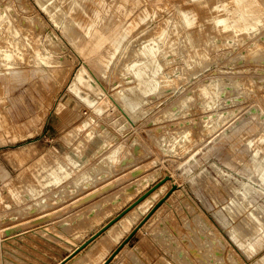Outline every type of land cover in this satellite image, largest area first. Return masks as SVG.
Instances as JSON below:
<instances>
[{
  "label": "rangeland",
  "instance_id": "rangeland-1",
  "mask_svg": "<svg viewBox=\"0 0 264 264\" xmlns=\"http://www.w3.org/2000/svg\"><path fill=\"white\" fill-rule=\"evenodd\" d=\"M36 1L38 0H0V12L10 15L12 23L15 26L17 25V27L21 28L22 35L20 40L22 42L26 41L23 35L31 34L30 36H27L28 40H32V38H35L38 40V42H41L48 47L53 44L52 46L56 48L55 51L58 54H56V57H60L61 59H63L61 60L63 64L60 72L58 71L52 74L49 71L43 70L42 72H40V74H35V71L37 70L32 65L33 63L30 57L32 54L31 48H27L28 54H25V61H22V65L19 64L18 68L16 69L27 70V76H24L23 78L19 76L13 79L5 74V70H0V99L5 98L4 100L6 101V104H1L3 105V124L1 128L2 130L0 129V264H57V262H59L62 258L66 257L70 253L72 254L93 234L99 231L110 220L117 217L140 196L160 183L162 184H160V186L155 190L159 189L160 187L166 186V194L162 197V199H160H165L162 203V207H164V210L159 213L154 212L146 220L148 222H145L143 224L142 230L138 233H135V235L125 246L126 253L135 251L139 260H137V264H252L254 260L264 257V243L257 247L255 249V252H251L246 249L248 243L247 240H250L252 232L250 231V228L248 230V226L244 224V222L246 221L247 211H253L254 213H256L255 215L258 216L261 222H264L262 221V219H264V191H252L248 199L245 200V202L247 201L246 203L248 204H246L243 200L245 205H247V210L235 214L230 209H227L225 207L230 202V198L228 197L232 195L231 191L230 189L226 190L222 187L224 182L227 181L225 175L228 174L231 176L232 182H236L233 180L234 178H238L240 181L249 183L250 185L254 186V188L260 189L258 187L259 185L257 186L258 183H256L255 180V173L252 172V169L249 167L251 156L246 153L244 154L241 148H243V135L245 137H254L258 132L264 129V123H259V116L264 117V79H262L264 78V45H262L264 44V24L259 27V31H257L250 37V39L252 40H254L255 37L258 38H256V40L257 43L260 42L258 43V45H260L261 47L259 50L260 52L257 51V53H255L254 55L249 53V55H244V53L248 51L245 49L249 48L247 45L249 44V42L245 40L246 32L242 34L238 32V35L236 34L235 36L232 29H228L225 30V32H222L224 30L220 29L221 25H218V29L213 27V24L208 20H202V14L203 16L216 15L219 13V15H222V10L214 9L212 11V9L214 8V4L212 3H215V1L196 0V3L195 0H160L161 2H159V0H146L145 3L144 1H142V3H140V6L136 9H149V13L151 11V15H153L152 18H150L151 22L149 20L147 21V23L151 25V29L155 26L158 29L159 26L164 24L165 18L176 20V16L173 17L175 15L176 8H190L192 6H195V9L197 10V3L206 1L205 10L201 8V10L203 11H197L198 19L200 21H198V24H202V26L199 27L198 25H195L196 27L193 26L192 28L187 29V31L195 30V28H197L198 30L200 28L203 34V37H201L203 38V40H205L207 36L212 37V39L210 38L211 43H209V45L203 44V47H205L208 52L207 56L209 57V59L207 57L205 60L199 61L195 65H189L188 63H185L183 56L186 54L187 50L189 52H192L193 48L190 47L183 36V33L185 31H183V33L179 35L180 37L178 36L179 41L177 44L178 47H181L173 53L168 50L166 56L159 57L160 64H162L163 66V72H170L168 75H166L168 76V78L166 76L164 77V75L162 74L158 76L159 78H161L159 86L160 89L158 88L159 91L157 90V92L150 93L153 95L148 94V96H146V98H148H145L147 103L145 102L141 105L140 108H142V111H139L137 113L138 119L131 124L129 121H125L118 108L113 109V107H109L107 108L108 111L106 110V112L97 115L91 107H89L84 103L83 100L79 98H86L88 96V101H93V103L96 104L106 97V99L108 98L111 102L113 100L112 97L115 96L117 91L129 85L131 79H127V77L130 76H122L119 70L122 68V63L127 58L126 54H124L125 51L123 53L119 51L117 53L118 55L116 54L118 58L116 56L114 57L115 60H117L115 61L113 59L115 61V65L112 64L110 66L111 68L113 67L112 70L107 69L106 71L109 73L105 71L104 74L106 76L103 74L106 77L105 78L103 76V80L101 79V90L104 95H97V98L96 95L86 94L83 89H79V97H76L75 95H72L67 91V89L69 90L72 87H78L77 83L74 82V80L70 81L73 71H77L81 66L86 70H89L88 61L90 59L88 49L89 44L87 45V47H83L82 42H78L77 40H75L76 31L79 32L76 33L77 36H80L82 32L77 23H74L73 21L76 22V20L84 17V15H86V18L87 16L93 17L96 20L92 30L94 38L107 40L116 24H122L121 26H123L126 23L125 21H131L130 17L126 18L123 15V11L129 9V7L122 4L123 0H100L98 1L99 3L97 2V4L92 3V1L90 2L89 0H87V2L85 0V4L83 0V7L85 8L88 5L86 8L90 9L89 11H87L86 8L84 9L83 7H81V12L80 8L76 7L78 3H82L81 0H79L81 2H76V0L75 2L74 0H49V3L47 2L46 4L49 9L52 10L51 14L46 9H41V5H39L38 2L36 3ZM65 1L70 2H67L66 4ZM89 2L90 4H92V8H97L99 6V8H97L98 10L96 8H93L97 10L98 14H92L91 11L93 9L91 8ZM8 3L10 4L8 5ZM100 3L102 4V6H100ZM63 4L64 6H62ZM207 8H210V10H208ZM121 9H123V11ZM136 9L133 10V15L137 14ZM71 10H73V13ZM61 12L63 13L62 17L65 16L64 19H62L61 15H59L62 14ZM69 12H71V14L73 15H70ZM88 12H91L90 15H88ZM125 12H128V10ZM120 13L122 16L118 15ZM19 17L21 21L19 20ZM124 18H126L127 20H124ZM58 20L61 21L59 22ZM68 20L71 24L68 23ZM173 20H171L170 22H173ZM63 21L67 23H63ZM116 21L119 23H117ZM25 22H27L28 24H25ZM31 22L33 24H31ZM67 24L71 25V29H73L71 30L70 26ZM6 25L7 22L0 23V38L2 37L0 39V48L3 47V49L4 47H6V45H8L9 41L7 40L13 38L7 33ZM141 25L143 26V24ZM31 27L32 29L33 27H35V29L29 30ZM66 28L67 33L64 32ZM135 30V33H132L133 39L129 42L130 51L133 50L132 48H134L137 40L139 41L138 38L140 37V39H142L146 35L145 33L140 34L138 32L141 31V28L139 27ZM30 31L34 32L31 33ZM215 31L217 33H215ZM29 32L30 34H28ZM73 32L74 35L72 36ZM257 34L263 35L259 36ZM176 35L177 34H171L170 38L172 37L171 39H173L174 37H177ZM222 36H226L227 38H223ZM29 37H31V39ZM82 37L83 35L80 38L82 39ZM203 40H201V42ZM226 47L230 48L228 49ZM221 50L224 52H222ZM256 54L260 57H257ZM166 57L169 58L167 59ZM254 57L257 59H255ZM119 58L121 59L119 60ZM258 59H260V62L258 61ZM243 63H245V65ZM207 64L210 65L207 66ZM216 65L219 67H217ZM114 66L116 67L114 68ZM115 69L116 71H114ZM12 73L14 72L11 71L10 74ZM16 73L17 72H15L14 74ZM189 73H191V75ZM241 74H243L245 77L243 78V75ZM203 75H205L207 79ZM189 76H191L190 79ZM207 76L210 78H208ZM214 76H216V79L217 77H222L224 86L222 84L221 85L223 86L224 93L220 97L221 100L219 99L216 106L211 108L208 106L205 107L203 102L204 98L199 97V95L196 93L197 86L213 81L215 78ZM173 77L174 79L172 80ZM185 77L188 79H186ZM119 79H121V82H118L120 81ZM180 80L184 81V83ZM237 80L239 84L234 82ZM199 81L201 82V84ZM49 84L51 86H54V88H51ZM172 85H174L173 89H171L173 87ZM232 87L235 89H232ZM40 91H44L43 94ZM190 91L192 93H190ZM154 93H157V95L155 96ZM232 93L236 97L234 95L232 96ZM179 94L182 95L180 96ZM63 95H67L71 99L72 105H65V108L62 107L61 110H58L57 108L59 106L58 104L60 102V97H62ZM149 96H151L152 98ZM182 97L188 100L187 105L191 106L186 109L188 112H186L185 115L180 113L182 110L179 111L178 107L179 100L182 99ZM231 101L235 103H232ZM173 102L175 103V105ZM219 103L222 106H220ZM217 110H219L220 112L227 111L225 113L226 117L224 116L226 118V121H224V123L221 125V128H217V130H215V133H213V135L210 136L205 134L203 136L198 131H200V129L204 126V116H207L210 111L211 113H215ZM259 111L263 114H260ZM77 112H79L80 114ZM143 112L144 114L142 115ZM114 117L115 119L116 117H118L119 119V123H117V125L119 124L118 127L120 128V132L123 133V136L121 134L114 135V132H112L113 125L109 124L110 120L108 121V123L105 122V120L107 121L110 118L112 120V118L114 119ZM102 119H104V121ZM84 120H86L87 122L89 121L88 126H83ZM179 123H183L182 125L185 127L189 126L190 130H192V135L196 137L193 138L192 145L194 147H192L196 148L197 146H199L200 150L198 149L196 151L197 159L191 162L190 167L193 173L203 171V173L201 174L203 175V177H205V179L201 175L199 178L194 179L195 181L193 180L192 182H190L187 176H181L180 169L177 168L176 164L178 161H184V159L186 158L185 155H188L189 151H187L185 154H172L167 153L159 148L158 140L156 137H159L164 132L168 134V131L173 130V128H176L174 130L180 129L181 126L178 125ZM100 127H102L103 129H101ZM90 128H95L96 130L98 129V132H101V134H103L104 136L106 135L108 142L106 146H104L105 148L103 147L102 150L100 149L96 151L95 154L93 152V155H87L85 158L86 160L83 164L84 166L82 165L80 167L81 169L79 168L72 175L75 176L81 171L90 169L93 166L99 167L98 163H101L103 161L109 149H112L111 147L119 144V142H123L124 144H122L124 146L123 151L125 152L124 157L126 158L127 156V160L125 158L121 160H124L125 163L119 161L121 164L119 162L113 164L112 166H110V168L112 169L104 165V170H101V174L99 173V176L94 179L96 183H94V180H91V182H93L95 185H93V183H90L80 186L76 188L79 192L76 189H70L68 190V193L64 197H62V199H60V196H55L54 198L50 195L52 194V191H56L55 193H57L60 186H55L51 188L52 190H47L46 192H44L46 195L42 193L39 196V198L45 197L46 199L44 204H39L41 205V208H37L39 207V205H37V199L35 198L24 199L21 203H18L11 194V189L20 190L23 187L24 183L26 184L33 178L31 172L34 171L36 162L44 156L45 159L47 158L48 160L49 158L53 159V156L61 157L62 154H64L66 151L70 149L75 150V146L80 147L81 152H83V144L87 143L86 137L84 136L86 131H88L87 129L90 130ZM225 128H229L230 132H227L225 136L220 137ZM7 129L9 130V132ZM71 133H75L78 135L75 137H71L72 140L68 143V141H66L65 139L70 138ZM218 137L220 138L214 143L215 139H217ZM80 138H83L85 141H82ZM195 139L197 142L195 141ZM79 141H81L80 144ZM68 144L70 145V147ZM209 145L211 146L208 148ZM131 151L133 152L132 154ZM56 153L59 155H57ZM47 154L49 155L47 156ZM89 160L93 163L89 162ZM214 162H216L217 165ZM143 164L145 167L143 166ZM223 172L225 175H223ZM249 175H251V177H249ZM146 176H148L147 179ZM246 176L248 177V179ZM201 177L202 179H200ZM144 179L145 181L142 182V180ZM216 179L219 180L220 184L217 183ZM196 180L199 181L197 182ZM7 181H9L8 185L5 184ZM173 186L174 189L172 190ZM79 188H81V191L79 190ZM74 193L76 194V196ZM166 200L167 203H164ZM183 202L184 205H182ZM24 204H26V206ZM175 205L176 208L178 207L177 210L173 208V206ZM222 207H224L223 209L225 210H223ZM234 208L235 207L233 206V209ZM182 211L183 213H181ZM178 212L180 213V216L178 215ZM175 213H177V215ZM228 215H230L231 217ZM260 215L262 216V219L260 218ZM144 217L142 215L136 217L134 223H138V226ZM249 224L251 226L254 225V223L252 222H250ZM233 229H236V232H239L237 233V237L240 242H244L243 245H240L239 242H237L232 237V233L230 232H232ZM242 230H244V232ZM241 232H243L245 237ZM103 233L90 244H88L83 250H81L77 254L78 256L70 260L68 264H73L75 261L81 260L85 256L87 249H90L94 245V243L97 244L99 242L98 240H101ZM115 244L111 245L110 251L112 250L113 252L118 247V244ZM127 261V258L120 256L119 258H114L109 264H115V262L116 264H119L120 262H122L121 264H136Z\"/></svg>",
  "mask_w": 264,
  "mask_h": 264
},
{
  "label": "bare ground",
  "instance_id": "bare-ground-1",
  "mask_svg": "<svg viewBox=\"0 0 264 264\" xmlns=\"http://www.w3.org/2000/svg\"><path fill=\"white\" fill-rule=\"evenodd\" d=\"M49 0H38L36 1V3L38 2L39 5H41V9H46L47 11H49L52 14V10L49 9V7L47 6V2ZM62 1V0H61ZM79 0H76V2ZM82 3L81 4H77L76 7L80 8L81 11V7H83L84 3L83 0H81ZM79 1V2H81ZM90 2L92 1V3H96L100 0H89ZM142 1L146 0H123L124 6L127 5L129 7V9H126L123 11V9H121L124 13L123 15L128 18L130 17L131 21L127 20L126 18H124V20L126 19L127 21H125L126 25L124 24L123 26H121L120 24H116L115 28L111 31V35L108 36L107 40L101 39V38H94V34L92 32L94 24H95V19L93 17H88L86 18V15H84V17H81L80 19L73 21L74 23H77V25L80 27L82 34L80 36H77L76 33H79L76 31L75 33V40H77L78 42H82V46L83 47H87V45L89 44V54H90V59L88 61L89 63V70H86L85 68H83L82 66L76 71L74 70L71 76V80H74V82L77 83L76 88H70L69 90L67 89L68 92H70L72 95H75L76 97H79L78 94V90L79 89H83L86 94H90V95H99L102 96L104 95V93L101 90V79L104 78L106 75L104 74L105 71L108 70H112V68L110 67L112 64L115 65V56L116 54L121 51V53H123L125 51L124 54H126L127 58L125 59V61L122 63V68L119 69L120 70V74L122 76H126L129 75L130 77H127L131 79L129 85H127L125 88L120 89L119 91H115L116 94L113 98V100L110 102L109 99L106 97L103 98L102 101H99L98 103L94 104L93 101H88V96L86 98H81L79 97L81 100L84 101L85 104H87L89 107H91L94 112L98 115V114H102L103 112H106L107 108L109 107H113V109L118 108L120 114L123 116V118L125 119V121H129L131 124L134 123L138 118H137V113L139 111H142L141 105L143 103H147L146 96H148V94L153 93V92H157L159 86H160V80L161 78H159L158 76L160 74L164 75V77L166 75H168L170 72L166 71L165 69V73L163 72V66L162 64H160V56H166L167 51H171L172 53L175 52L176 50H178L181 46L178 47V41H179V35L181 33H183V31H185L183 34L184 38L186 39V42L190 45V47L193 48L192 52H189L188 50L186 51V54L183 56L184 57V61L185 63H188L189 65H195L196 63H198L199 61L205 60L208 56H207V50L205 49V47H203V44L205 45H209V43H211L210 38L212 39V37L207 36V38L205 40H203V34L202 31L200 30V28L197 30V28H195V30H191V31H187V29L192 28L195 25H198L199 27L202 26V24H198V10L199 11H203L201 10V8H203L205 10L206 4L205 2H198V9H195V6H192L190 8H183V7H178L176 8L175 11V15L173 17L176 16V20L170 19V18H165L164 19V24L161 26H157L158 29L156 28V26L154 28L151 29V25H149L147 23V21H150V18H152L153 15H151V11L149 13V9H136L140 6V3H142ZM155 1V0H154ZM170 1V0H168ZM211 1H215L214 4V8L212 9V11L215 9H219L222 10V15L216 14V15H207V16H202V20H208L209 22H211L213 24V27L218 28V25H221L222 32H225V30L228 29H232L234 31V35L236 36V34L238 32H240V34L246 32V38L245 40L249 42L248 45V50L247 52L244 53L245 54H255L257 53V51L260 50V45H258L257 40L255 37L254 40L250 39L251 35L255 34L257 31H259V27H261L264 24V0H211ZM66 2V1H65ZM68 3L70 1H67ZM66 2V4H67ZM75 2V0H74ZM85 2V0H84ZM87 2V0H86ZM85 2V4H86ZM89 2V4H90ZM102 2V1H101ZM157 2V1H156ZM159 2H161L159 0ZM182 2V1H181ZM193 2V1H192ZM49 3V2H48ZM99 3V2H98ZM180 3V2H179ZM185 3V2H184ZM196 3V0H195ZM10 3H8L9 5ZM61 4V3H60ZM95 4V5H96ZM120 4V3H119ZM158 4V3H157ZM165 4V3H164ZM188 4V3H187ZM192 4V3H191ZM7 5V6H8ZM38 5V4H37ZM82 5V6H81ZM92 4H90L91 6ZM151 5V4H150ZM154 5V4H153ZM160 5V4H159ZM184 5V4H183ZM211 5V4H210ZM12 6V5H11ZM10 6V8H11ZM23 6V5H22ZM52 6V5H51ZM61 6V5H59ZM64 6V4L62 5ZM73 6V5H72ZM88 6V5H87ZM86 6V7H87ZM89 6V7H90ZM97 6V5H96ZM100 6H102V4L100 3ZM119 6V5H118ZM117 6V7H118ZM122 6V5H121ZM145 6V4H144ZM149 6V5H148ZM174 6V5H173ZM190 6V5H189ZM4 7V6H3ZM24 7V6H23ZM85 7V8H86ZM150 7V6H149ZM159 7V6H158ZM8 8V7H7ZM60 8V7H59ZM78 8V9H79ZM84 8V7H83ZM82 8V9H83ZM84 8V9H85ZM92 8V6H91ZM96 8V7H93ZM92 8V9H93ZM99 8V6L97 7ZM96 8V9H97ZM122 8V7H120ZM169 8V7H168ZM71 9V8H70ZM77 9V8H76ZM83 9V10H84ZM87 11H89L88 8H86ZM93 9L91 12L93 15L98 14L97 10ZM136 9L137 14L133 15V10ZM165 9V8H164ZM208 10H210V8H207ZM11 10V9H10ZM45 10V11H46ZM55 10V9H54ZM57 10V8H56ZM117 10V9H116ZM119 10V9H118ZM128 12H125L127 11ZM8 11V10H7ZM14 11V10H13ZM43 11V12H45ZM46 11V12H47ZM59 11V10H58ZM73 13V10H71ZM171 11V10H170ZM224 11V14H223ZM9 12V11H8ZM54 12V11H53ZM56 12V11H55ZM66 12V11H65ZM82 12V11H81ZM91 12H88L86 14L90 15ZM117 12V11H116ZM121 12V11H119ZM173 12V11H172ZM209 12V11H208ZM217 12V11H216ZM220 12V11H219ZM15 13V12H14ZM57 13V12H56ZM62 13V12H61ZM218 13V12H217ZM18 14V12H17ZM66 14V13H64ZM70 15L71 12H69ZM76 14V13H75ZM153 14V13H152ZM157 14V13H156ZM161 14V13H160ZM164 14V12H163ZM166 14V13H165ZM12 15V14H11ZM20 15V14H19ZM25 15V14H24ZM63 15L62 14H59ZM69 15V16H70ZM80 15V14H79ZM92 15V16H93ZM118 15H121L118 14ZM18 16V15H17ZM52 16V15H51ZM55 16V15H53ZM57 16V15H56ZM122 16V15H121ZM123 16V17H124ZM14 17V15H13ZM31 17V16H30ZM29 17V18H30ZM50 17V16H49ZM65 17V16H64ZM64 17H62V19H64ZM119 17V16H118ZM27 18V17H25ZM33 18V17H32ZM51 18V17H50ZM55 18V17H53ZM52 18V19H53ZM59 18V17H58ZM97 18V17H96ZM61 19V18H60ZM69 19V18H68ZM71 19V17H70ZM73 19V18H72ZM20 20V17H19ZM23 20V18H22ZM34 20V19H33ZM32 20V22H33ZM66 20V19H65ZM159 20V19H158ZM157 20V21H158ZM171 20H173V22H170ZM21 21V20H20ZM57 21V19H56ZM59 21V20H58ZM61 21V20H60ZM59 21V22H60ZM67 21V20H66ZM121 21V19H120ZM129 21V23H128ZM163 21V20H162ZM6 23V28H7V33L9 34V36H12L13 38L7 40L8 45H6V47H1L0 48V70H5V74H7L10 78L15 79L16 77L21 76L22 78L24 76H27L28 71L27 70H16L19 66V64L22 65V61H25L26 57L25 54L27 53V48H31V60H32V65L34 66V68H36L37 71H35V74H40V72H42L43 70L45 71H49L52 74L56 73V72H60L61 68H62V64L63 62L61 60L60 57H56V51H55V47L50 45V47H48L47 45L42 44L41 42H38L37 39L32 38V40H28L27 36H30V32L28 34L30 35H23L24 39L26 41H21V28L17 27V25L15 26L12 23V19L10 18V15L4 14L3 12H0V23ZM31 22V24H33ZM65 21H63L64 23ZM70 21L68 20V23ZM117 22V21H116ZM124 22V21H123ZM151 22V21H150ZM200 22V21H199ZM15 23V22H14ZM20 23V22H19ZM23 23V22H22ZM27 22H25L26 24ZM56 23V22H55ZM67 23V22H65ZM119 23V22H117ZM121 23V22H120ZM28 24V23H27ZM30 24V25H31ZM35 24V22H34ZM71 24V23H69ZM67 24V25H69ZM143 24V26L141 25ZM205 24V23H204ZM203 24V25H204ZM19 25V24H18ZM62 25V24H61ZM65 25V24H64ZM159 25V24H158ZM70 29H71V25ZM67 26V27H69ZM197 26V27H198ZM210 26V25H209ZM2 27V26H1ZM24 27V26H22ZM26 27V26H25ZM62 27V26H61ZM73 27V25H72ZM141 28V31H138L140 34L145 33V37L140 39V37L138 38L139 41L137 40V42L134 45V48H132L133 50L130 51V47H129V42L133 39V32L136 31L135 29L137 28ZM196 27V26H195ZM27 28V27H26ZM75 28V27H74ZM204 28V27H203ZM214 28V29H215ZM263 28V27H262ZM35 27H32L29 30H34ZM73 29V28H72ZM71 29V30H72ZM76 29V28H75ZM79 29V30H80ZM154 29V30H153ZM264 29V28H263ZM209 30V29H208ZM24 31V30H22ZM27 31V30H26ZM67 31V28L64 32ZM69 31V29H68ZM149 31V32H148ZM206 31V30H205ZM254 33H252V32ZM2 32V31H1ZM34 32V31H32ZM31 32V33H32ZM137 32V35H138ZM147 32V33H146ZM212 32V31H211ZM214 32V31H213ZM228 32V31H227ZM251 32V33H249ZM23 33V32H22ZM37 33V32H36ZM67 33V32H66ZM135 33V32H134ZM208 33V31H207ZM215 33H217L215 31ZM221 33V32H220ZM219 33V34H220ZM259 33V32H258ZM262 33V32H261ZM264 33V32H263ZM5 34V33H4ZM171 34H177V37H174L173 39L170 38ZM225 34V33H223ZM228 34V33H227ZM239 34V35H240ZM74 35V32L72 33V36ZM83 35L82 39L80 38ZM136 35V34H135ZM136 35V36H137ZM238 35V34H237ZM259 35V34H257ZM263 35V34H262ZM259 35V36H262ZM7 36V35H6ZM68 36V35H67ZM144 36V35H143ZM179 36V37H178ZM213 36V34H212ZM215 36V35H214ZM232 36V35H231ZM241 36V35H240ZM223 37V36H222ZM226 37V36H225ZM223 37V38H225ZM234 37V36H233ZM232 37V38H233ZM242 37V36H241ZM2 38V37H1ZM0 38V39H1ZM7 38V37H6ZM31 39V37H29ZM80 38V39H79ZM227 38V37H226ZM41 39V38H40ZM220 39V38H219ZM241 39V38H239ZM244 39V38H243ZM258 39V38H257ZM71 40V39H70ZM201 40H203L201 42ZM222 40V39H221ZM230 40V39H229ZM236 40V39H235ZM244 40V41H245ZM264 40V39H263ZM4 41V40H3ZM41 41V40H40ZM46 41V40H45ZM74 41V40H73ZM76 41V42H77ZM225 41V40H224ZM5 42V41H4ZM234 42V41H233ZM239 42V41H238ZM237 42V43H238ZM51 43V42H50ZM132 43V42H131ZM133 43V44H134ZM181 43V42H180ZM225 43V42H223ZM262 43V42H261ZM2 44V43H1ZM7 44V43H6ZM213 44V43H212ZM234 44V43H233ZM242 44V43H241ZM132 45V44H131ZM232 45V44H231ZM246 45V44H245ZM264 45V44H262ZM2 46V45H1ZM222 46V45H221ZM230 46V45H229ZM235 46V45H234ZM238 46V45H237ZM57 47V46H56ZM186 47V46H185ZM228 48V47H226ZM230 48V47H229ZM228 48V49H229ZM232 48V46H231ZM235 48V47H234ZM241 48V46H240ZM239 48V49H240ZM208 49V48H207ZM244 49V48H243ZM127 50V51H126ZM130 52H129V51ZM181 50V49H180ZM183 50V48H182ZM214 50V49H212ZM237 50V49H236ZM244 50V51H245ZM251 50V52H250ZM29 51V50H28ZM219 51V50H218ZM217 51V52H218ZM222 51V50H221ZM232 51V50H231ZM214 52V51H213ZM224 52V51H222ZM241 52V51H240ZM260 52V51H259ZM262 52V51H261ZM215 53V52H214ZM28 54V53H27ZM213 54V53H212ZM217 54V53H216ZM222 54V53H221ZM232 54V53H231ZM237 54V53H236ZM248 54V55H249ZM58 55V54H57ZM118 55V54H117ZM173 55V54H172ZM220 55V54H218ZM235 55V53H234ZM240 55V54H239ZM238 55V57H239ZM177 56V55H176ZM210 56V53H209ZM213 56V55H212ZM222 56V55H220ZM257 56V54H256ZM117 57V56H116ZM219 57V56H217ZM236 57V56H234ZM250 57V56H249ZM260 57V56H257ZM28 58V57H27ZM118 58V57H117ZM124 58V57H123ZM167 59L169 57H166ZM223 58V57H222ZM233 58V56H232ZM255 58V57H254ZM115 61H114V60ZM121 58H119L120 60ZM163 59V58H162ZM172 59V58H171ZM209 59V57H208ZM212 59V58H211ZM239 59V58H238ZM247 59V56H246ZM257 59V58H255ZM30 60V59H29ZM181 60V59H180ZM231 60V59H230ZM242 60V59H241ZM122 61V60H121ZM167 61V60H166ZM239 61V60H238ZM256 61V60H255ZM258 61L260 62V59H258ZM183 62V61H182ZM257 62V61H256ZM26 63V62H25ZM28 63V60H27ZM168 63V62H166ZM174 63V62H173ZM204 63V62H203ZM215 63V61H214ZM234 63V62H231ZM258 63V62H257ZM182 64V63H181ZM225 64V63H224ZM245 65V63H243ZM30 65V64H29ZM121 65V64H120ZM202 65V64H201ZM206 65V64H203ZM210 64H207V66ZM232 65V64H231ZM243 65V67H244ZM255 65V64H254ZM65 66V65H63ZM68 66V65H66ZM117 66V64H116ZM114 66V68L116 67ZM165 66V65H164ZM178 66V65H177ZM181 66V65H180ZM206 66V69H207ZM217 66V65H216ZM257 66V65H256ZM119 67V66H118ZM184 67V66H183ZM200 67V66H199ZM205 67V66H204ZM219 67V66H217ZM231 67V66H230ZM248 67V66H246ZM251 67V65H250ZM22 68V67H21ZM68 68V67H67ZM172 68V67H171ZM203 68V67H201ZM200 68V69H201ZM216 68V67H215ZM186 69V68H185ZM198 69V68H197ZM205 69V68H204ZM230 69V68H229ZM234 69V68H233ZM66 70V69H65ZM169 70V69H168ZM187 70V69H186ZM257 70V69H256ZM262 70V69H261ZM13 71L14 73L17 72L16 74L12 73L10 74V72ZM116 71V69L114 70ZM113 71V72H114ZM189 71V70H188ZM63 72V71H62ZM107 72V71H106ZM119 72V71H118ZM190 72V71H189ZM202 72V71H201ZM109 73V72H107ZM173 73V72H172ZM188 73V72H187ZM199 73V72H198ZM105 76H104V75ZM184 74V73H183ZM191 75V73H189ZM195 74V73H194ZM229 74V73H228ZM231 74V73H230ZM235 74V73H234ZM67 75V74H66ZM108 75V74H107ZM186 75V74H185ZM199 75V74H198ZM240 75V74H237ZM243 75V74H241ZM247 75V74H246ZM254 75V74H253ZM252 75V76H253ZM62 76V75H61ZM104 76V77H103ZM110 76V75H109ZM114 76V75H113ZM180 76V75H179ZM197 76V75H195ZM205 77V75H203ZM222 76V75H220ZM163 77V76H162ZM168 78V76H166ZM178 77V76H176ZM191 76H189L190 79ZM208 77V76H207ZM212 77V76H211ZM214 80L210 81L208 83L205 84H200L197 86V90L196 93L199 95V97L204 98V105L205 107H214L216 106L217 102L219 101L220 97L222 96V94L224 93V89H223V84L224 81L221 78L216 79V76H214ZM229 77V76H228ZM239 77V76H238ZM241 77V76H240ZM245 76L243 75V78ZM250 77V76H249ZM261 77V76H260ZM264 77V75H263ZM60 78V77H59ZM64 78V77H63ZM106 78V77H105ZM125 78V77H124ZM186 78V77H185ZM206 78V77H205ZM210 78V77H208ZM258 78V77H257ZM56 79V78H55ZM54 79V80H55ZM108 79V78H107ZM174 79V77L172 78V80ZM178 79V78H176ZM188 79V78H186ZM207 79V78H206ZM227 79V78H226ZM229 79V78H228ZM231 79V78H230ZM241 79V78H240ZM264 79V78H262ZM103 80V79H102ZM121 82V79H119ZM184 80V79H182ZM180 80V81H182ZM201 80V79H200ZM204 80V79H202ZM232 80V79H231ZM246 80V79H245ZM37 81V80H36ZM124 81V80H123ZM176 81V80H175ZM187 81V80H186ZM244 81V80H243ZM27 82V81H26ZM163 82V81H162ZM165 82V81H164ZM184 83V81H182ZM230 82V81H229ZM236 83H238L237 81H234ZM233 82V83H234ZM240 82V81H239ZM245 82V81H244ZM248 82V81H247ZM264 82V81H263ZM50 83V82H49ZM59 83V82H58ZM126 83V82H125ZM167 83V82H166ZM175 83V82H174ZM182 83V84H183ZM193 83V82H192ZM198 83V82H197ZM231 83V82H230ZM242 83V82H241ZM51 84V83H50ZM49 84V85H50ZM127 84V83H126ZM125 84V85H126ZM164 84V83H162ZM223 86H222V85ZM228 84V83H227ZM232 84V83H231ZM239 84V83H238ZM245 84V83H244ZM249 84V83H248ZM247 84V85H248ZM52 85V84H51ZM50 85V86H51ZM124 85V84H123ZM171 85V84H169ZM191 85V84H190ZM246 85V84H245ZM56 86V85H55ZM173 87L171 89L174 88V85H172ZM177 86V85H176ZM226 86V85H225ZM233 86V85H232ZM236 86V85H235ZM261 86V85H260ZM264 86V85H263ZM54 88V86H51V88ZM171 87V86H170ZM168 87V88H170ZM193 87V86H191ZM243 87V86H242ZM247 87V86H246ZM41 88V87H40ZM165 88V87H164ZM245 88V87H244ZM248 88V87H247ZM28 89V88H27ZM160 89V88H159ZM163 89V88H162ZM166 89V88H165ZM177 89V88H176ZM190 89V87H189ZM232 89H235L232 87ZM237 89V88H236ZM242 89V88H241ZM251 89V88H250ZM248 89V90H250ZM256 89V88H255ZM52 90V89H51ZM56 90V89H55ZM170 90V89H169ZM247 90V89H246ZM159 91V90H158ZM241 91V90H240ZM244 91V90H243ZM42 92V91H40ZM44 92V91H43ZM42 92V94H43ZM162 92V91H160ZM227 92V91H226ZM237 92V91H236ZM235 92V93H236ZM182 93V92H181ZM190 93H192L190 91ZM188 93V94H190ZM242 93V92H241ZM45 94V93H44ZM49 94V93H48ZM114 94V93H113ZM155 94V93H154ZM162 94V93H161ZM186 94V92H185ZM226 94V93H225ZM240 94V93H237ZM153 95V94H150ZM157 95V93L155 94V96ZM180 96L182 94H179ZM184 95V94H183ZM192 95V94H191ZM234 94L232 93V96ZM242 95V94H241ZM246 95V94H245ZM248 95V94H247ZM46 96V95H45ZM235 96V95H234ZM151 97V96H149ZM185 97V96H184ZM227 97V95H226ZM236 97V96H235ZM238 97V96H237ZM98 98V96H97ZM146 98V99H145ZM152 98V97H151ZM150 98V99H151ZM179 98V97H178ZM5 99V98H4ZM3 98L0 99V129L2 128V116H3V112H2V106L1 104H4L6 101ZM154 99V98H153ZM190 99V98H189ZM223 99V98H222ZM152 100V99H151ZM149 100V101H151ZM175 100V99H174ZM203 100V99H202ZM221 100V99H220ZM187 101L185 98L182 97V99L179 100V111L182 110L180 113L184 114L186 112H188L186 109L191 107L187 105ZM223 101V100H222ZM77 102V101H76ZM202 102V103H203ZM232 102V101H231ZM237 102V101H236ZM174 103V102H173ZM235 103V102H232ZM6 104V103H5ZM77 104V103H76ZM113 104V105H112ZM220 104V103H219ZM223 104V103H222ZM58 110H61L62 107H64L65 105H72L71 104V99L67 96V95H63L62 97H60V102L58 104ZM175 105V103H174ZM173 105V106H174ZM231 105V104H230ZM229 105V106H230ZM220 106H222L220 104ZM35 107V106H34ZM76 107V106H75ZM177 107V106H176ZM218 107V106H217ZM225 107V106H224ZM233 107V106H232ZM65 108V107H64ZM63 108V109H64ZM82 108V107H81ZM90 108V109H91ZM80 109V107H79ZM89 109V108H88ZM202 109V108H201ZM205 109V108H204ZM74 110V109H73ZM165 110V109H164ZM196 110V109H195ZM208 110V109H207ZM108 111V110H107ZM201 111V110H200ZM205 111V110H204ZM191 112V111H190ZM199 112V111H198ZM197 112V115H198ZM207 112V111H206ZM209 112V111H208ZM227 112V111H226ZM225 111H219L217 110L215 113H210L207 116H204V126L200 129V134H202L203 136L205 134L207 135H213V133H215V130H217V128H221L222 124L224 123V121H226V116H225ZM229 112V111H228ZM260 112V111H259ZM79 113V112H77ZM94 113V114H95ZM141 113V112H140ZM139 113V114H140ZM165 113V112H164ZM196 113V112H195ZM200 113V112H199ZM73 114V113H72ZM80 114V113H79ZM95 114V115H96ZM144 114V112L142 113V115ZM230 114V113H229ZM232 114V113H231ZM260 114H263L262 112H260ZM195 115V114H194ZM201 115V114H199ZM227 115V114H226ZM41 116V115H40ZM76 116V113H75ZM79 116V115H78ZM183 116V115H182ZM192 116V115H191ZM225 116V117H224ZM257 116V115H256ZM73 117V116H72ZM154 117V116H153ZM152 117V118H153ZM190 117V116H189ZM255 117V116H254ZM42 118V117H41ZM71 118V117H70ZM121 118V116H120ZM164 118V117H163ZM170 118V117H169ZM228 118V117H227ZM90 119V118H89ZM166 119V117H165ZM178 119V118H177ZM180 119V118H179ZM259 123H264V117L263 116H259ZM104 121V119H102ZM110 120V125H113V134L114 135H122L123 133L120 132V128L118 127L117 123H119V119L118 117H114V119L111 118L108 119L107 121L105 120V122L108 123V121ZM161 120V118H160ZM164 120V119H163ZM176 120V119H175ZM167 121V120H166ZM177 121V120H176ZM190 121V120H189ZM244 121V120H243ZM89 122V121H88ZM88 122L86 120L83 121V126H88ZM92 122V121H91ZM100 122V121H99ZM184 122V121H183ZM81 123V122H78ZM94 123V122H93ZM156 123V122H154ZM202 123V122H201ZM200 123V124H201ZM226 123V122H225ZM91 124V123H90ZM160 124V123H159ZM174 124V123H173ZM183 123H179L178 125L181 126L180 129L174 130L176 128H173V130H169L168 134H166L165 132L162 133L159 137H156L158 140V145L159 148H161L163 151L167 152V153H172V154H185L187 151L188 155H185V159L184 161H178L176 166L178 169H180V174L183 177H188V180L190 182H192L194 179L199 178L203 173V171H199L198 173H193L190 165L192 161H195L197 159V150H200V147L197 146L196 148H193L194 146L192 145V141L194 137V135H192L190 130V127L187 126H183ZM203 124V123H202ZM257 124V123H256ZM11 125V124H10ZM80 125V124H79ZM108 125V124H107ZM106 125V126H107ZM238 125V124H237ZM5 126V125H3ZM13 126V125H12ZM78 126V125H77ZM95 126V125H94ZM101 126V125H99ZM142 126V125H141ZM259 126V125H258ZM262 126V125H260ZM90 127V126H89ZM122 127V126H121ZM167 127V126H166ZM80 128V127H79ZM82 128V127H81ZM101 129H103L102 127H100ZM119 128V129H118ZM159 128V127H158ZM262 128V127H261ZM260 128V129H261ZM85 129V128H84ZM137 129V128H136ZM157 129V128H156ZM2 130V129H1ZM8 130V129H7ZM88 131H86L85 136L87 143L83 144V152H81L80 147L75 146V150L74 149H70L68 151H66L64 154H62V156H53L52 154V158L49 160L45 159V156L40 158L37 162L36 165L34 167V171L31 172L33 178L31 180H27L26 184L24 183L23 187L20 190H15V189H11V194L13 195V197L17 200L18 203H21L24 199H31V198H35L37 205H39L40 203H45V197L44 198H39V196L46 192L47 190L55 187V186H60L59 187V191L57 193L52 191L51 197L57 196V197H61L60 199H62V197H64L67 193L68 190L72 189L75 190L76 188L83 186V185H87V184H92L93 182H91V180L93 181L94 179H96L99 176V173L101 172V170H104L103 166L106 165L110 168V166H112L113 164L117 163V162H121L123 158H125V152L123 151L124 148V144L123 142H119V144L114 145V147H111L112 149H109L107 155L105 156V158L103 159V161L99 164V167H91L90 169H86L87 170H83L80 173H78L77 175L73 176L72 174L75 173L76 170H78L85 162V158L87 155L92 154L94 152V154L96 153V151L98 150H102V148L104 146H106L108 139L106 138V135L104 136L103 134H101V132H98V129L96 130L95 128H90L87 129ZM124 130V129H123ZM135 130V128H134ZM154 130V129H153ZM159 130V129H158ZM164 130V129H163ZM5 131V130H4ZM76 131V130H75ZM73 131V132H75ZM82 131V130H81ZM84 131V130H83ZM156 131V130H155ZM166 131V130H165ZM260 131V130H259ZM9 132V130H8ZM70 132V131H69ZM104 132V131H103ZM136 132V131H135ZM150 132V131H149ZM227 132L229 131V128H225L222 132V134L220 135V137L225 136L227 134ZM5 133V132H4ZM119 133V134H118ZM160 133V131H159ZM7 134V133H6ZM9 134V133H8ZM15 134V133H14ZM69 134V133H68ZM84 134V133H83ZM106 134V133H105ZM157 134V133H156ZM78 134L75 133H71L70 134V138L65 139L66 141H68V143L72 140L71 137H75ZM82 135V132H81ZM109 135V134H108ZM137 135V134H136ZM112 136V135H111ZM123 136V135H122ZM158 136V135H157ZM69 137V136H68ZM79 137V136H78ZM81 137V136H80ZM218 137L217 139H215L214 143L220 138ZM243 137V148H241L244 152V154H248L251 156V162L249 167L252 169V172L255 173V180L257 186L260 189H256L254 188V186L250 185L249 183H245L240 181L238 178H234L233 181L236 182H232L231 180V176L230 175H225L223 172V175L226 176L227 181L224 182V184L222 185V187L224 189H230L231 194L228 198H230V202L225 206L227 209H230L233 213H238V212H243L245 210H247V205H245V200L248 199L250 193L252 191H258L259 190H263L264 191V129L261 130L260 132H258L254 137H245L244 135ZM116 138V137H115ZM114 138V139H115ZM82 141L84 140L83 138H80ZM111 139V138H110ZM109 139V140H110ZM154 139V138H153ZM76 140V139H75ZM74 141V140H73ZM85 141V140H84ZM112 141V140H111ZM196 141V139H195ZM110 142V141H109ZM133 142V141H132ZM197 142V141H196ZM81 143V141H79V144ZM85 143V142H83ZM134 143V142H133ZM131 143V144H133ZM157 143V142H156ZM195 143V142H194ZM213 143V144H214ZM77 144V143H76ZM123 144V145H122ZM211 144V145H213ZM69 145V144H68ZM209 145L208 148L211 146ZM81 146V145H80ZM193 146V147H192ZM70 147V145H69ZM72 147V146H71ZM109 147V146H108ZM158 147V146H157ZM105 148V147H104ZM158 148V149H159ZM107 149V148H106ZM195 151V152H193ZM106 153V152H105ZM103 153V154H105ZM133 152L131 151V154ZM203 153V152H201ZM57 154V153H56ZM49 154H47L48 156ZM59 155V154H57ZM93 155V154H92ZM100 155V154H99ZM98 155V156H99ZM91 156V155H90ZM96 156V155H95ZM133 156V155H132ZM90 158V157H89ZM92 158V157H91ZM96 158V157H95ZM127 158V156H126ZM125 158V159H126ZM130 158V156H129ZM38 159V158H37ZM88 159V157H87ZM229 159V157H228ZM92 160V159H91ZM127 160V159H126ZM228 161V160H227ZM89 162H91L89 160ZM119 162V163H120ZM124 162V160L122 161ZM93 163V162H91ZM125 163V162H124ZM127 163V161H126ZM150 163V162H147ZM152 163V162H151ZM216 165L217 163L214 162ZM226 163V162H225ZM224 163V164H225ZM229 163V162H228ZM89 164V163H88ZM95 164V163H94ZM93 164V165H94ZM97 164V163H96ZM121 164V163H120ZM153 164V163H152ZM237 165V164H236ZM31 166V165H30ZM84 166V165H83ZM117 166V165H116ZM144 166V164H143ZM234 166V165H233ZM114 167V166H113ZM122 167V166H121ZM140 167V166H139ZM142 167V166H141ZM145 167V166H144ZM143 167V168H144ZM230 167V166H229ZM32 168V167H31ZM84 168V169H85ZM107 168V167H106ZM149 168V167H148ZM147 168V169H148ZM176 168V169H177ZM81 169V168H80ZM112 169V168H110ZM145 169V170H147ZM218 169V168H217ZM235 169V168H233ZM218 171V170H217ZM241 171V170H240ZM219 172V171H218ZM237 172V171H236ZM244 172V171H243ZM106 173V172H105ZM220 173V172H219ZM222 173V172H221ZM101 174V173H100ZM103 174V173H102ZM246 174V173H245ZM205 175V174H204ZM220 175V174H219ZM239 175V174H238ZM247 175V174H246ZM73 176V177H72ZM245 176V175H244ZM144 177V176H143ZM203 177V175H202ZM202 177L200 179H202ZM247 177V176H246ZM249 177H251V175H249ZM20 178V177H19ZM148 178V176H146V179ZM205 179V177H203ZM211 178V177H210ZM225 178V179H226ZM24 179V178H23ZM248 179V177H247ZM21 180V179H20ZM98 180V179H97ZM96 180V181H97ZM231 180V181H230ZM251 180V179H249ZM254 180V181H255ZM144 180H142V182H144ZM195 181V180H194ZM197 181V180H196ZM199 181V180H198ZM197 181V182H198ZM201 181V180H200ZM217 183L220 184L219 180H217ZM253 181V180H252ZM25 182V181H24ZM98 182V181H97ZM251 182V181H250ZM21 183V181H20ZM94 183L95 180H94ZM93 183V185H95ZM5 184H9V181H7ZM23 184V183H22ZM201 184V183H200ZM216 184V183H215ZM255 184V183H254ZM174 185V184H173ZM6 186V185H5ZM10 186V185H9ZM92 186V185H90ZM88 186V187H90ZM202 186V185H201ZM218 186V185H217ZM13 187V186H12ZM11 187V188H12ZM17 187V186H16ZM19 187V186H18ZM203 187V186H202ZM206 187V185H205ZM222 188V190H223ZM10 189V188H9ZM83 189V188H82ZM130 189V188H128ZM204 189V188H203ZM221 189V188H220ZM52 190V189H51ZM77 190V189H76ZM79 190L81 191V188H79ZM166 186L160 187L159 189L155 190L154 192L150 193L146 198H144L140 203H138L136 206H134L130 211H128L125 215H123L120 219H118L114 224H112L108 229L105 230V232L102 235L101 240H98L97 244L94 243V245L90 248L87 249L85 256L81 259V260H77L75 261L73 264H103L106 259L112 254V250L111 249V245L112 244H121V242L130 234L132 233L133 230H135V228L137 227V224L134 223L136 217L138 216H146V214L151 211L152 207H154V205L160 200L162 199L163 196H165L166 192ZM78 191V190H77ZM225 191V190H224ZM79 192V191H78ZM77 192V193H78ZM165 192V193H164ZM209 192V191H208ZM81 193V192H80ZM230 193V192H228ZM45 194V193H44ZM70 194V193H69ZM73 194V193H72ZM75 194V193H74ZM46 195V194H45ZM48 195V194H47ZM81 195V194H80ZM262 195V194H261ZM264 195V194H263ZM49 196V195H48ZM68 196V195H67ZM76 196V194H75ZM74 196V197H75ZM116 196V195H115ZM170 196V195H169ZM182 196V193H181ZM212 196V195H211ZM47 197V196H46ZM73 197V196H71ZM210 197V196H209ZM39 198V199H38ZM66 198V197H65ZM84 198V197H83ZM214 198V197H213ZM82 199V198H81ZM109 199V198H108ZM115 199V197H114ZM170 200V197H169ZM168 200V201H169ZM212 200V199H211ZM244 200V202H243ZM15 201V200H14ZM68 201V200H67ZM33 202V201H32ZM16 203V202H15ZM27 203V202H26ZM167 203V200L164 202ZM248 204V203H246ZM26 206V204H24ZM23 205V206H24ZM35 205V204H34ZM47 205V204H46ZM177 205V204H176ZM176 205L173 206V208H176ZM182 205H184V202L182 203ZM43 206V205H42ZM163 204L161 206H159L156 210L155 213H159L162 212L164 210V207H162ZM179 206V205H178ZM224 206V205H223ZM233 206L235 207L233 209ZM19 207V206H18ZM22 207V205H21ZM33 207V206H32ZM166 207V206H165ZM20 208V207H19ZM18 208V209H19ZM27 208V207H26ZM29 208V207H28ZM37 208H41V205H39V207ZM180 208V207H179ZM224 207H222L223 209ZM250 208V207H249ZM254 208V207H253ZM252 208V209H253ZM21 209V208H20ZM16 210V209H15ZM24 210V209H23ZM179 210V209H178ZM181 210V209H180ZM225 210V209H223ZM249 210V209H248ZM28 211V210H27ZM170 211V210H169ZM174 211V210H173ZM172 211V212H173ZM229 211V210H228ZM180 212V211H179ZM178 212V215L180 216V213ZM227 212V211H226ZM32 213V211H31ZM88 213V212H87ZM183 213V211L181 212ZM232 213V214H233ZM20 214V213H19ZM162 214V213H161ZM168 214V213H167ZM177 215V213H175ZM174 214V215H175ZM231 214V213H230ZM256 213H254L253 211H247L246 213V221L244 222V224L246 226H248V230L250 228V231L252 232L250 240H247V247L246 249L248 251H254L257 247H259L260 245H262V243H264V222H261V220L258 218L257 215H255ZM95 215V214H94ZM182 215V214H181ZM230 216V215H228ZM261 216V215H260ZM79 217V215H78ZM161 217V216H160ZM231 217V216H230ZM229 217V218H230ZM84 218V217H83ZM86 218V216H85ZM262 219V216L260 217ZM262 221H264V219H262ZM148 222V221H146ZM247 222V223H246ZM252 222L254 223L253 226H251L249 223ZM239 225V224H237ZM244 225V227H245ZM143 226V225H142ZM142 226L136 231V233H138L139 231L142 230ZM236 227V226H235ZM230 229V228H229ZM237 229V228H236ZM236 229H233L231 235L232 237L239 242L240 245H243L244 242H240L238 240V234L239 232H236ZM239 230V229H238ZM229 231V230H228ZM231 231V230H230ZM240 231V230H239ZM244 232V230H242ZM249 231V234H250ZM243 232H241L243 234ZM246 232V231H245ZM248 232V231H247ZM247 234V233H245ZM240 235V234H239ZM243 236L245 237V235L243 234ZM247 236V235H246ZM233 239V240H234ZM115 244V245H116ZM126 246V245H125ZM123 247L119 253L114 257V258H119L120 256H123L124 258H127V262H131V263H136L138 260V257L135 253V251L131 252V253H126V247ZM239 246V245H238ZM241 247V246H240ZM243 247V246H242ZM264 248V247H263ZM245 249V248H244ZM259 249V248H258ZM261 250V248H260ZM130 252V251H129ZM247 252V251H246ZM262 252V251H261ZM71 254V253H70ZM69 254V255H70ZM78 254V253H77ZM72 257L70 260L74 259L76 256ZM257 254V253H256ZM254 254V255H256ZM261 254V253H260ZM67 255V256H69ZM66 256V257H67ZM249 256V255H248ZM66 257L62 258L59 262H57V264H60ZM254 258V257H253ZM252 258V259H253ZM250 259V258H249ZM68 260L65 264H68V262L70 261ZM139 261V260H138ZM142 261V260H141ZM125 262V261H124ZM122 262H120L119 264H121ZM145 263V262H144ZM116 264V262H115ZM137 264V263H136ZM148 264V263H147ZM252 264H264V257L260 258V259H256L252 262Z\"/></svg>",
  "mask_w": 264,
  "mask_h": 264
},
{
  "label": "water",
  "instance_id": "water-1",
  "mask_svg": "<svg viewBox=\"0 0 264 264\" xmlns=\"http://www.w3.org/2000/svg\"><path fill=\"white\" fill-rule=\"evenodd\" d=\"M165 181V180H164ZM163 181V182H164ZM162 184V183H160ZM160 184L155 185L153 188L148 190L142 196H140L135 202H133L128 208H126L123 212H121L117 217L110 220L106 225H104L99 231L93 234L86 242H84L81 246H79L72 254L67 256L60 264H65L68 260L74 257L77 253L83 250L88 244L94 241L97 237H99L106 229H108L112 224H114L118 219H120L123 215H125L128 211H130L134 206L140 203L144 198H146L150 193H152L156 188L160 186ZM174 186L172 187V190ZM165 199L160 200L152 210L143 218L140 224L132 231L122 242L119 246L112 252V254L106 259L103 264H109L114 257L119 253V251L130 241V239L135 235L136 231L146 222V220L155 212V210L163 203Z\"/></svg>",
  "mask_w": 264,
  "mask_h": 264
}]
</instances>
